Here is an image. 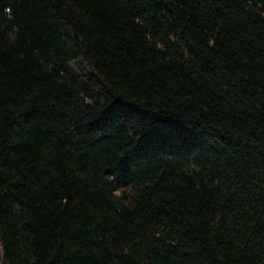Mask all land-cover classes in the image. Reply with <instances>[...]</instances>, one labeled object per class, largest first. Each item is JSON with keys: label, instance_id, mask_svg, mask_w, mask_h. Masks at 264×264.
<instances>
[{"label": "trees", "instance_id": "obj_1", "mask_svg": "<svg viewBox=\"0 0 264 264\" xmlns=\"http://www.w3.org/2000/svg\"><path fill=\"white\" fill-rule=\"evenodd\" d=\"M0 264H264V0H0Z\"/></svg>", "mask_w": 264, "mask_h": 264}]
</instances>
